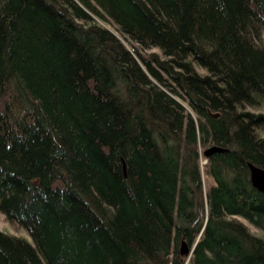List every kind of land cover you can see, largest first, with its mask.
<instances>
[{
  "label": "trees",
  "instance_id": "trees-1",
  "mask_svg": "<svg viewBox=\"0 0 264 264\" xmlns=\"http://www.w3.org/2000/svg\"><path fill=\"white\" fill-rule=\"evenodd\" d=\"M249 164L264 0H0V264H264Z\"/></svg>",
  "mask_w": 264,
  "mask_h": 264
},
{
  "label": "rangeland",
  "instance_id": "rangeland-1",
  "mask_svg": "<svg viewBox=\"0 0 264 264\" xmlns=\"http://www.w3.org/2000/svg\"><path fill=\"white\" fill-rule=\"evenodd\" d=\"M104 26L107 27L108 29H110L111 31L116 32L115 29L112 26L107 25V24H104ZM155 52H158V51H155ZM179 101L184 106L187 107V104L183 100H180L179 99ZM209 147L210 146H207L206 149L209 148ZM206 149H204V150H206ZM199 152H200V168H201V172H202V179H203V182H204L205 192H207L208 189L214 184V181L207 174L208 161H207V157L204 154V151L200 148L199 149ZM250 229L255 234H258L259 233V231L256 230L252 226H250ZM0 231L6 232V233H10V234H13V235L23 236V237H26L27 239H29L31 241L30 237L28 236V234L26 232H24L23 230H16V229L12 228L10 226V224L6 221V219H5L4 216H0Z\"/></svg>",
  "mask_w": 264,
  "mask_h": 264
},
{
  "label": "water",
  "instance_id": "water-1",
  "mask_svg": "<svg viewBox=\"0 0 264 264\" xmlns=\"http://www.w3.org/2000/svg\"><path fill=\"white\" fill-rule=\"evenodd\" d=\"M215 118H217L219 115H213ZM227 152L226 149L213 146L204 151V154L207 158L211 157L213 154L216 153H223ZM249 169L251 173V182L255 189H257L259 192L264 194V169L255 166L254 164H249ZM182 254L186 255L189 254V248L186 244H183L182 247Z\"/></svg>",
  "mask_w": 264,
  "mask_h": 264
}]
</instances>
